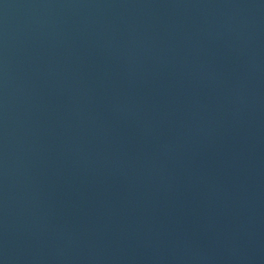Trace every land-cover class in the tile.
<instances>
[{"label":"water","instance_id":"obj_1","mask_svg":"<svg viewBox=\"0 0 264 264\" xmlns=\"http://www.w3.org/2000/svg\"><path fill=\"white\" fill-rule=\"evenodd\" d=\"M264 20V0H0V167Z\"/></svg>","mask_w":264,"mask_h":264}]
</instances>
